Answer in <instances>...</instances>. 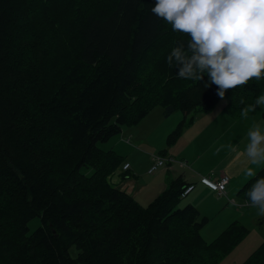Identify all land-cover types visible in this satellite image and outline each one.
<instances>
[{"label":"trees","instance_id":"16d2710c","mask_svg":"<svg viewBox=\"0 0 264 264\" xmlns=\"http://www.w3.org/2000/svg\"><path fill=\"white\" fill-rule=\"evenodd\" d=\"M263 93L264 0H0V264H218L248 229L206 241L181 176L140 204L100 144L157 106L239 117ZM239 196L264 201V166Z\"/></svg>","mask_w":264,"mask_h":264},{"label":"rangeland","instance_id":"374dc122","mask_svg":"<svg viewBox=\"0 0 264 264\" xmlns=\"http://www.w3.org/2000/svg\"><path fill=\"white\" fill-rule=\"evenodd\" d=\"M227 103V99L223 98L206 116L202 113H192L185 117L181 111H176L168 117H164L163 109L160 106H157L150 112L148 117L143 120L139 127L133 126L123 128V131L128 128H133V131H136V133H141L144 139L148 141V147H141V144H132L131 147L128 144L130 138L128 135L124 137L123 134L113 137L108 142L100 144V146L103 149H114L116 153L122 156L125 160L127 159V154L131 150H136L135 155H143V153L138 151L139 148L142 152H146L147 155L148 153L152 154L151 157L149 156V159L151 158V160L154 156L166 154L172 156L174 160L168 167L178 166L180 162V167L181 163H183L184 166L182 167H185L186 170L203 173L205 168L210 170L209 168L217 163L218 152L220 149L227 147V144L235 139L229 137V133L234 134L238 129H248V134L250 129H254L259 132L258 136L261 135V133L264 134V119L262 118V113L264 111V93L255 99L253 104L239 117H234L233 114L225 108ZM249 114L253 116L249 119L250 124H247L248 126L243 125L238 129L231 130L225 135V138L221 135V127L229 122V120L232 122L239 121L243 115ZM189 117H191V120L187 122L182 133H180L175 140L169 141V136L174 132L179 122L184 118V121H186ZM117 141H119V146L116 144ZM243 141L244 143L248 142V136H245ZM143 145L146 144L144 143ZM247 146L248 143L245 144V147ZM181 159H185L187 162H181ZM196 161L197 164L195 165L194 163ZM131 164L141 167L138 173L135 172L136 177H133L132 175H130V177L136 179V182L139 183L138 185L144 187V190L141 191L136 198L140 204L147 205L152 202L159 192H161L159 191L161 188H159V186L156 187L158 180L157 169L159 168L149 174L147 172L149 164L145 167L138 165L136 162H131ZM152 164L150 165L152 166ZM165 166L166 165L162 166V168L165 169ZM213 170L214 169H212L211 172ZM211 172L208 173V175H210ZM227 185L225 191L228 196L227 198L229 200L234 199L237 204L231 205L226 198H219L216 194H211L210 198L200 206L201 211H204L205 208L210 209L214 205L216 206L212 213L207 214L210 221L208 223L206 222L207 224H205L201 230V236L208 242L213 240L224 228H226L223 227L225 225L221 226L220 224H222L225 219L229 218L231 210L239 211V214L234 212V215L237 216L242 212L241 209H238L237 207L238 205H241L239 204L241 200L239 191L243 185L241 187L232 186L231 188ZM205 193L209 194L208 191ZM135 195L136 194L134 193L133 196ZM188 200L189 197L181 198L178 207H184L189 204ZM246 205L245 209L250 210L246 211L244 209V217L230 219L229 222H233L234 220L240 222L246 229H248L247 236L235 248H233V250L225 255L218 264H241L243 260L259 245L254 243L253 240L258 236H260L262 240L264 239V223H262V220H264V201L261 203H250ZM223 207H225V209H222ZM39 225L40 219L38 217L31 219L27 225V234H31ZM76 252L77 251L74 247L69 249L71 257H75Z\"/></svg>","mask_w":264,"mask_h":264},{"label":"crops","instance_id":"0c3cea01","mask_svg":"<svg viewBox=\"0 0 264 264\" xmlns=\"http://www.w3.org/2000/svg\"><path fill=\"white\" fill-rule=\"evenodd\" d=\"M208 113H202V114L206 116ZM148 115L143 120H145L148 117ZM252 116L253 115L251 114L243 115V117L239 121H234V122L229 120V122H227L225 125L221 127L222 128L221 135L225 138V135L231 130L238 129L240 128V126H243V125L248 126L247 124H250L249 119ZM143 120L135 127H139L140 124L143 122ZM247 131L248 129L246 130L238 129L237 132H235L234 134L229 133V137H233L235 139L232 142L228 143L227 147L220 149V151L218 152L217 163L213 167L209 168L210 170L205 168L203 170V173L186 170L185 167H182V166L180 167V162L178 166L168 167L171 164H166V166L164 167L165 169L160 167L159 169H157L158 180L156 183L157 184L156 187L159 186V188H161V190L159 191H162L165 187L168 186V184L173 179L181 176L183 181L186 182V185L194 186L193 190L185 198L189 197L188 203L196 207L197 210L199 209L200 216L207 218L208 219L207 223H208L210 219L207 214L212 213L214 209L216 208V206L214 205L210 209L205 208L204 211H201L200 206L205 201H207V199L210 198L211 194H216V196L219 198H226L228 200V203L231 205H235L237 203L234 199L229 200L227 198L228 196L226 193L225 195H219L209 186L205 185L200 179L206 178L210 182H216L218 181V178L220 175H227L229 178V182L227 186L229 188H231L232 186L241 187L264 166V134L261 133V135L258 136L259 132H257L254 129H250L248 134H247ZM121 134H123L124 137L128 135V137L130 138L128 144L130 146L132 144L133 145L141 144L142 145L141 147H148V143H147L148 141L144 139L141 133L138 134L136 133V131H133V128L125 129V131L122 130ZM245 136H248V142H246L248 143L247 147H245L246 143H244L243 141V139H245ZM118 142L119 141H117L116 144L119 146ZM144 143L146 145H143ZM138 151L143 153V155L142 154L135 155L136 150H131L127 154V159L129 161L126 159L124 160V163L129 164L128 171H124L122 170V168L121 169L119 168L116 174L112 176L111 178L112 184L116 186L117 188L125 191L127 194H130L131 196H133V194L135 193L136 195L133 197L136 200H137L136 198L137 195H139V193H141V191L144 190V187L138 185L139 183L136 182V179L130 177V175H132L133 177H136L135 172L138 173L141 169V167H138L135 164H131V162H136L138 163V165H142L144 167L149 164V169L151 166L150 164L153 163L151 158L149 159V156L151 157L152 154L148 153L147 155L146 152L144 151L142 152L140 148L138 149ZM161 157L172 158V156H168L166 154L161 155ZM183 161L187 162L185 159H181V162ZM194 164L196 165L197 161ZM212 169H214L213 171H217V172H213V171L211 172ZM210 172L211 174L208 175V173ZM206 191H208L209 194L205 193ZM239 204L241 205H238L237 208L241 209L242 211L240 215L238 216L234 215V212L236 214H239V211L231 210L229 213V218L225 219L222 222V224H220L221 226L222 225H225L223 227L228 226L231 223L229 222L230 219H234L237 217H241V218L244 217L243 212L247 205L246 203H243L241 200ZM222 209H225V207H223ZM245 210L249 211L250 209H245ZM262 223H264V220H262ZM262 241L263 240L260 236L256 237L253 240V242L256 243L257 245L260 244Z\"/></svg>","mask_w":264,"mask_h":264},{"label":"built area","instance_id":"2783aa9c","mask_svg":"<svg viewBox=\"0 0 264 264\" xmlns=\"http://www.w3.org/2000/svg\"><path fill=\"white\" fill-rule=\"evenodd\" d=\"M152 166L150 167L148 173H152L155 171L157 168H160L166 164H171L173 162L172 158H166V157H161V156H154L152 159ZM181 166H184L183 163H181ZM129 169V164L124 163L122 166V170L126 171ZM205 185L209 186L211 189H213L215 192H217L219 195H225L226 191V185L229 182V178L227 175H220L218 178V181L216 182H210L206 178H201L200 179ZM194 186L189 185L183 189V191L180 194L181 198H185L192 190Z\"/></svg>","mask_w":264,"mask_h":264},{"label":"bare ground","instance_id":"6f19581e","mask_svg":"<svg viewBox=\"0 0 264 264\" xmlns=\"http://www.w3.org/2000/svg\"><path fill=\"white\" fill-rule=\"evenodd\" d=\"M231 11V10H230ZM236 18V17H235ZM39 24V23H38ZM34 33V32H33ZM45 36V35H44ZM34 38V37H33ZM58 46V45H57ZM60 49V48H59ZM72 49V48H71ZM58 51V50H57ZM76 51V50H75ZM56 62V61H55ZM57 63H59V62H57ZM53 65V64H52ZM55 66V65H54Z\"/></svg>","mask_w":264,"mask_h":264}]
</instances>
